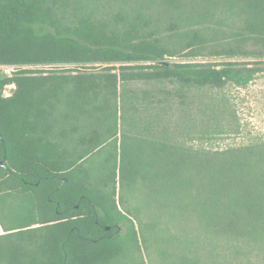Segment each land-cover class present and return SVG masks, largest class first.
I'll list each match as a JSON object with an SVG mask.
<instances>
[{
	"label": "trees",
	"instance_id": "trees-1",
	"mask_svg": "<svg viewBox=\"0 0 264 264\" xmlns=\"http://www.w3.org/2000/svg\"><path fill=\"white\" fill-rule=\"evenodd\" d=\"M2 67L0 264H264V0H0Z\"/></svg>",
	"mask_w": 264,
	"mask_h": 264
},
{
	"label": "rangeland",
	"instance_id": "rangeland-1",
	"mask_svg": "<svg viewBox=\"0 0 264 264\" xmlns=\"http://www.w3.org/2000/svg\"><path fill=\"white\" fill-rule=\"evenodd\" d=\"M0 69L3 75H10L13 72L12 67H2ZM13 88V86L6 87L3 95L4 93L9 94ZM230 93L234 116L233 122L237 125L239 132L217 137L208 145L214 149L260 139L264 140V76H258L245 90L231 89ZM118 193L117 188L116 195ZM146 245H148V252L140 245L139 253L132 249L113 264H161V258L155 253L156 245L148 243Z\"/></svg>",
	"mask_w": 264,
	"mask_h": 264
},
{
	"label": "flooded vegetation",
	"instance_id": "flooded-vegetation-1",
	"mask_svg": "<svg viewBox=\"0 0 264 264\" xmlns=\"http://www.w3.org/2000/svg\"><path fill=\"white\" fill-rule=\"evenodd\" d=\"M109 229L107 230V232L110 231V227H108ZM105 231V230H104ZM120 231V227L116 226L115 229H114V232H119ZM113 232V233H114Z\"/></svg>",
	"mask_w": 264,
	"mask_h": 264
},
{
	"label": "water",
	"instance_id": "water-1",
	"mask_svg": "<svg viewBox=\"0 0 264 264\" xmlns=\"http://www.w3.org/2000/svg\"><path fill=\"white\" fill-rule=\"evenodd\" d=\"M3 168V163L2 162H0V169H2ZM109 228L108 227H103V230H105V231H107Z\"/></svg>",
	"mask_w": 264,
	"mask_h": 264
},
{
	"label": "built area",
	"instance_id": "built-area-1",
	"mask_svg": "<svg viewBox=\"0 0 264 264\" xmlns=\"http://www.w3.org/2000/svg\"><path fill=\"white\" fill-rule=\"evenodd\" d=\"M9 96H10V93L9 94L8 93H4V95H3L4 98H7Z\"/></svg>",
	"mask_w": 264,
	"mask_h": 264
},
{
	"label": "crops",
	"instance_id": "crops-1",
	"mask_svg": "<svg viewBox=\"0 0 264 264\" xmlns=\"http://www.w3.org/2000/svg\"><path fill=\"white\" fill-rule=\"evenodd\" d=\"M0 233H1V230H0Z\"/></svg>",
	"mask_w": 264,
	"mask_h": 264
}]
</instances>
